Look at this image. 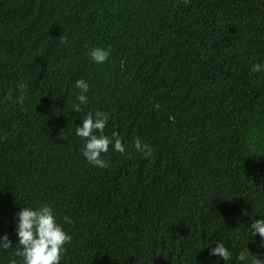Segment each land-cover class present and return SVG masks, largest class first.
<instances>
[{
  "label": "trees",
  "instance_id": "obj_1",
  "mask_svg": "<svg viewBox=\"0 0 264 264\" xmlns=\"http://www.w3.org/2000/svg\"><path fill=\"white\" fill-rule=\"evenodd\" d=\"M94 47L110 49L105 63ZM256 63L264 0H0V236L13 246L0 264H23L17 213L42 205L72 236L60 264H249L236 259L244 247L264 257L249 237L264 218ZM21 84L23 103L17 91L7 100ZM97 110L152 156L112 148L107 168L86 165L75 127ZM218 241L229 261L210 255Z\"/></svg>",
  "mask_w": 264,
  "mask_h": 264
},
{
  "label": "clouds",
  "instance_id": "obj_2",
  "mask_svg": "<svg viewBox=\"0 0 264 264\" xmlns=\"http://www.w3.org/2000/svg\"><path fill=\"white\" fill-rule=\"evenodd\" d=\"M184 3L187 5L189 0H184ZM61 43L66 44V38H61ZM88 55L94 63L103 64L110 55V49L94 47L89 49ZM260 71H264V65L260 63L254 64L251 68L253 73ZM75 87L79 89V94L76 97L79 103L73 104L72 107L78 113L83 110L81 106L87 103L89 85L81 78L76 81ZM25 89L26 85H19L17 89L10 90L6 99L13 100L12 92L17 91L18 96L15 98V102L23 103ZM108 119L107 114L97 110L87 114L82 126L75 127L76 136L84 141L82 154L86 165L94 170L107 168L112 148L121 155L130 156L126 150L132 149L143 154L146 158L152 156V147L143 143L140 138H136L134 142L128 141L116 130L107 129ZM17 216L16 234L20 248L15 251V255L22 258L23 264H60L66 251L65 245L72 242V236L64 231L62 225L57 221L53 208L49 205H42L36 209L22 207ZM63 220L65 223L72 222L67 216ZM256 235L261 238L260 246L264 247V218L255 220L249 226V237ZM12 247V241L7 234L0 236V251L9 250ZM210 255L229 261L233 254L222 242L218 241L215 243V247L211 248ZM236 259L241 262L248 261L249 264H264V257L257 258L246 247L239 252ZM9 264H17V262L15 259H10Z\"/></svg>",
  "mask_w": 264,
  "mask_h": 264
},
{
  "label": "bare ground",
  "instance_id": "obj_3",
  "mask_svg": "<svg viewBox=\"0 0 264 264\" xmlns=\"http://www.w3.org/2000/svg\"><path fill=\"white\" fill-rule=\"evenodd\" d=\"M58 120V119H57ZM62 123V122H61ZM64 132V131H63ZM35 138V137H34ZM40 148H41V146H40ZM34 149H36V148H34ZM38 149V148H37ZM41 150V149H40ZM37 152V151H36ZM38 153V152H37ZM18 171V170H17ZM16 171V172H17ZM20 171H23V170H20ZM40 177V176H39ZM39 177H37V178H39ZM42 180V179H41ZM43 182V181H42ZM28 197V196H27ZM29 200H30V198H29ZM23 205V204H22ZM21 207V206H20Z\"/></svg>",
  "mask_w": 264,
  "mask_h": 264
}]
</instances>
